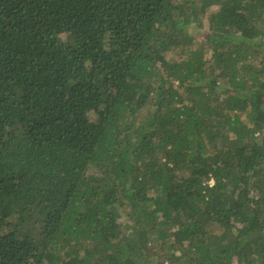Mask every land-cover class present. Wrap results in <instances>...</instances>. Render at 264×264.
Listing matches in <instances>:
<instances>
[{
  "label": "trees",
  "instance_id": "trees-1",
  "mask_svg": "<svg viewBox=\"0 0 264 264\" xmlns=\"http://www.w3.org/2000/svg\"><path fill=\"white\" fill-rule=\"evenodd\" d=\"M0 264H264V0H0Z\"/></svg>",
  "mask_w": 264,
  "mask_h": 264
},
{
  "label": "rangeland",
  "instance_id": "rangeland-1",
  "mask_svg": "<svg viewBox=\"0 0 264 264\" xmlns=\"http://www.w3.org/2000/svg\"><path fill=\"white\" fill-rule=\"evenodd\" d=\"M205 25H206V23H205ZM206 26H207V25H206ZM206 29H207V28H204V29H202L201 31H199V32L196 31V32H197V34L199 33V34H203V35H204V34H206V32H207ZM199 30H200V29H199ZM206 53H208V55L211 54V49H209V50L206 49ZM159 250H160V249H159ZM159 250L157 251V253L159 252ZM160 252H161V251H160Z\"/></svg>",
  "mask_w": 264,
  "mask_h": 264
}]
</instances>
